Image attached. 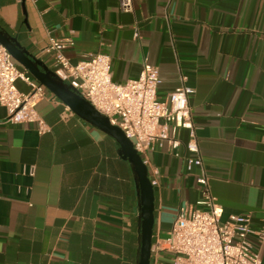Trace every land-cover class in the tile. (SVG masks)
Returning <instances> with one entry per match:
<instances>
[{"label": "crops", "instance_id": "crops-1", "mask_svg": "<svg viewBox=\"0 0 264 264\" xmlns=\"http://www.w3.org/2000/svg\"><path fill=\"white\" fill-rule=\"evenodd\" d=\"M133 5L126 12L119 0H0V29L71 91L54 75L52 56L41 52L50 37L74 38L71 62L108 54L118 83L137 77L145 61L157 66L159 100L181 84L193 87L191 113L210 191L223 219L250 216L248 240L264 264L256 234L264 225V0ZM16 84L30 90L23 80ZM46 89L37 105L51 126L46 133L33 123H8L0 105V264H138L141 209L130 161L112 135ZM177 137V149L162 142L148 152L160 173L150 264H173L157 241L178 209L201 197L199 169L186 168L187 130Z\"/></svg>", "mask_w": 264, "mask_h": 264}, {"label": "built area", "instance_id": "built-area-1", "mask_svg": "<svg viewBox=\"0 0 264 264\" xmlns=\"http://www.w3.org/2000/svg\"><path fill=\"white\" fill-rule=\"evenodd\" d=\"M122 11L133 10V0H119ZM135 32V36H137ZM74 45L71 35L50 37L41 48L53 58L54 74L71 87L112 125L118 126L131 140L148 168L152 186L158 184L159 169L148 156L157 143L167 142L177 149L182 141L179 129L188 133L183 143L186 168H198L197 183L201 197L195 206H181L167 236L157 241V247L172 253L173 264H262L259 252L248 240L254 233L247 214H230L223 219V207L212 195L209 176L200 152L193 121L190 96L193 87L181 84L166 100L157 97L161 83L157 66L145 61L140 74L118 83L112 77V62L108 54L95 52L77 62H71L67 50ZM26 82L30 90L22 92L17 81ZM46 87L26 69L18 66L6 46L0 43V105L6 108V121L11 124L33 123L40 134L51 126L39 114L37 105L46 96ZM34 167L30 169V174ZM264 241V225L256 232Z\"/></svg>", "mask_w": 264, "mask_h": 264}, {"label": "water", "instance_id": "water-1", "mask_svg": "<svg viewBox=\"0 0 264 264\" xmlns=\"http://www.w3.org/2000/svg\"><path fill=\"white\" fill-rule=\"evenodd\" d=\"M0 43L7 47L19 64L25 67L40 83L55 92L70 109L112 135L120 144L123 157L128 159L133 167L138 185L141 209V239L138 264H150L154 228V187L148 176V168L143 163L140 154L134 149L131 140L125 136L118 126L112 125L106 116L99 113L76 91H71L58 84L47 70H40L39 65L41 62L33 58L13 37L1 29Z\"/></svg>", "mask_w": 264, "mask_h": 264}]
</instances>
